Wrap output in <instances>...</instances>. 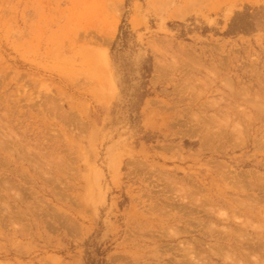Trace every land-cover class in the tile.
Listing matches in <instances>:
<instances>
[{
  "label": "rangeland",
  "instance_id": "rangeland-1",
  "mask_svg": "<svg viewBox=\"0 0 264 264\" xmlns=\"http://www.w3.org/2000/svg\"><path fill=\"white\" fill-rule=\"evenodd\" d=\"M264 264V0H0V264Z\"/></svg>",
  "mask_w": 264,
  "mask_h": 264
},
{
  "label": "trees",
  "instance_id": "trees-1",
  "mask_svg": "<svg viewBox=\"0 0 264 264\" xmlns=\"http://www.w3.org/2000/svg\"><path fill=\"white\" fill-rule=\"evenodd\" d=\"M86 255L87 258L85 260V264H107L98 249H94L92 252H87Z\"/></svg>",
  "mask_w": 264,
  "mask_h": 264
}]
</instances>
